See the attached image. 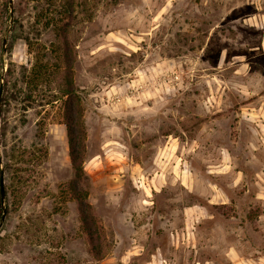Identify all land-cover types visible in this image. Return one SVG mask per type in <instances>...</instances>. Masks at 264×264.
<instances>
[{
	"label": "rangeland",
	"instance_id": "obj_1",
	"mask_svg": "<svg viewBox=\"0 0 264 264\" xmlns=\"http://www.w3.org/2000/svg\"><path fill=\"white\" fill-rule=\"evenodd\" d=\"M10 1L0 264H264V0H74L95 246L71 190L67 0Z\"/></svg>",
	"mask_w": 264,
	"mask_h": 264
},
{
	"label": "trees",
	"instance_id": "obj_2",
	"mask_svg": "<svg viewBox=\"0 0 264 264\" xmlns=\"http://www.w3.org/2000/svg\"><path fill=\"white\" fill-rule=\"evenodd\" d=\"M37 2H41L40 0H36ZM9 4L10 0H6L5 8L6 12L9 13ZM50 6L51 4H46ZM53 5V4H52ZM57 13L61 15L62 24L60 25L59 34H61L64 38L65 42V60L67 65V75L69 82L67 83V88L64 91L65 96L67 97L66 100V119H67V131H68V138H69V148H70V157L71 162L75 171V179L71 183V190L79 197L80 201V214L82 218V222L85 225L86 233L89 237L90 243L94 246L96 245L95 240L99 238V230L94 227L95 222L94 220H90V211L89 205L82 200L81 194L83 193L82 190V183L87 179L84 171H83V163L85 160V129L84 124L82 122V114L83 109L81 107V99L77 94L76 89L73 87L72 84V66H73V57L71 56V47L69 46V42L67 39L68 30L71 27V23L74 19H76V8L74 4V0H67L63 4L60 5ZM22 29L23 27L20 26ZM15 30V28H14ZM14 38H22L25 42H28V38L24 37L23 35H16ZM1 171H0V178H1ZM2 204H1V194H0V219L2 217Z\"/></svg>",
	"mask_w": 264,
	"mask_h": 264
},
{
	"label": "water",
	"instance_id": "obj_3",
	"mask_svg": "<svg viewBox=\"0 0 264 264\" xmlns=\"http://www.w3.org/2000/svg\"><path fill=\"white\" fill-rule=\"evenodd\" d=\"M12 1H10V6L12 9ZM3 93V87H0V112H1V97ZM0 194H1V204H2V209H3V216L1 219V224H0V229L5 222L6 216H7V207H6V197H7V192H6V186H5V176L4 172L2 171L1 173V178H0Z\"/></svg>",
	"mask_w": 264,
	"mask_h": 264
},
{
	"label": "crops",
	"instance_id": "obj_4",
	"mask_svg": "<svg viewBox=\"0 0 264 264\" xmlns=\"http://www.w3.org/2000/svg\"><path fill=\"white\" fill-rule=\"evenodd\" d=\"M187 211V210H186Z\"/></svg>",
	"mask_w": 264,
	"mask_h": 264
}]
</instances>
